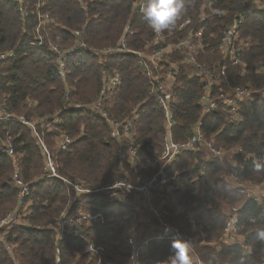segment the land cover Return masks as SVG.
<instances>
[{
	"label": "trees",
	"instance_id": "obj_1",
	"mask_svg": "<svg viewBox=\"0 0 264 264\" xmlns=\"http://www.w3.org/2000/svg\"><path fill=\"white\" fill-rule=\"evenodd\" d=\"M135 3L0 0V55L6 56L0 60V110L32 123L51 150L58 176L71 178L88 191L76 194L61 179L45 178L44 158L33 131L14 121H1L0 149L11 146L14 156L0 153V220L18 208V222L2 229L11 250L0 245V264H56L57 260L59 264H128V237L143 244L137 264H163L174 254L172 240L162 233L157 219L135 214L102 191L117 180L136 185L137 176L140 180L149 177L153 171L133 164L129 151H136L137 162L158 157L165 136L164 112L138 58L105 52L122 39L135 51H144L152 42L154 31L143 15H136ZM254 3L185 0V11L175 26L160 33L162 47L202 31L198 61L217 65L211 68L215 73L209 82L193 77L194 69L180 66L182 53L171 55V60L179 58L175 62L180 70L169 102L172 139L187 141L197 126L204 140L225 152L220 159H206L204 152L179 155L166 169L169 190L154 196L163 222L191 240V264H197V259L202 264L264 263V240L257 236L264 230L263 206L242 195L238 187L245 181L264 183V166L256 167L264 157V97L260 92L264 71L259 70L264 65V14L256 11ZM44 16L49 22L40 26L39 17ZM186 19L190 25L179 30ZM239 19L235 48L240 51L241 66L233 67L217 47L224 30ZM75 30L82 31V37ZM67 52L69 56L64 55ZM114 74L119 82L108 94L104 110L121 123L132 119L134 127L122 140L112 139L108 124L95 114L67 109L70 103L96 101L104 78ZM207 88L212 99L238 88L246 89L249 97L238 105L236 116L221 104L203 116L198 100ZM55 117L60 126L45 129L42 121ZM60 135L73 140L65 152L54 149ZM15 171L30 185L19 207V190L12 183ZM234 207L241 242L227 243L223 210ZM96 213L111 220L104 226L81 221L59 240L61 215L80 220L84 214ZM88 243L105 248L100 260L87 253Z\"/></svg>",
	"mask_w": 264,
	"mask_h": 264
},
{
	"label": "built area",
	"instance_id": "obj_2",
	"mask_svg": "<svg viewBox=\"0 0 264 264\" xmlns=\"http://www.w3.org/2000/svg\"><path fill=\"white\" fill-rule=\"evenodd\" d=\"M38 2H40V0H38ZM142 3L143 0H136L135 5H133L136 15H142L140 10ZM254 5L257 12L264 14V0H255ZM213 14L222 15V12L213 11ZM47 20L48 16H44V19L42 17H39V22H47ZM189 23L190 21L188 19L184 20L180 24L179 30H184L186 26L190 25ZM240 23L241 19L237 20V22L233 26L228 27L224 30L220 43L217 47V50L225 56V59H227L230 65L233 67L241 66V54L240 51L235 48V44L238 43V29ZM37 28V31H39V27ZM81 33L82 31L74 32V34L78 37L82 35ZM201 38L202 31H198L194 34L189 33L188 37L184 40H179L174 43H168L162 47H159L160 44L164 43L163 38L161 34L153 32V40L145 47L144 51H135L128 48L125 39H122L118 46L113 50L109 49L105 51L107 53L114 52L115 54L132 55L138 58L139 65L143 66L142 71L150 78V84L158 100L160 109H162L165 114L166 129L165 136L162 141L161 154L158 157H152L146 159L145 161L137 162L138 157L136 151L133 149H130L129 151V156L133 164L140 167L141 170L153 171L149 177L139 181L136 185H131L126 180L121 179L116 181L114 184L102 189V191L106 192L109 198L115 199L121 205L130 208L131 211L135 214L140 213V215H137L144 218H146V216H152L157 219V221L161 225L160 230L170 240H173V237L176 234H180L181 236L182 234L177 227L163 222L160 214V209L154 203L155 193L162 190L168 191L170 188V182L168 179V175L166 174L167 166H169L179 155L186 152H204L205 154H208L209 158L213 159H220L225 154V152L220 148H215L212 142L204 140L202 135H200L197 127L193 132V135L185 142L177 143L172 139L171 136V128L173 126L171 121H173V117L170 112L169 102L171 101V88L175 83V76L177 75L178 69L175 67L174 62L170 63L168 60H170V57L173 53H182L183 58L181 60V64L183 63L184 66L192 68L194 69V71L195 69L199 70L203 73V77L205 75H208L210 79L206 77L204 78L207 81L211 82V80L214 79V72H211L210 69L209 71H205L201 65L197 64L198 52L199 50H201L202 45ZM40 43L41 42H39V44ZM54 49L58 53H60L57 48L54 47ZM64 55L69 56L70 53L67 52ZM5 58L6 56L0 55V60ZM163 58L167 60V66L159 64V62ZM146 69L149 70V73L146 71ZM163 70H168V72L164 76L153 77L160 74ZM259 70L264 71V65L261 66ZM210 74H212L213 76ZM221 74L223 75L224 71L221 72ZM193 76L195 75L193 74ZM188 77H191V74H189ZM118 82L119 78L117 75H107L104 78L102 88L99 92V97L95 103H92L90 105H82L79 103L69 104L67 109L74 111H80L84 109L85 111H89L95 114L97 118L108 123L109 129L111 130L110 137L112 139L122 140L125 137L127 138L129 136V133H131L134 127L132 119H126L122 123L116 120L111 121L108 117V114H106L104 109L101 108L103 100H106V97L115 89ZM248 97L249 93L246 89L238 88L227 94H220L217 98L212 99L211 91L209 88H207L205 93L201 96L200 101L201 103L204 102V104L206 105V107L204 108L205 115H207L210 110L215 109L218 104H221L226 107H230L231 112L234 116H236L238 105L246 101ZM65 100L66 102H68L69 98L66 97ZM1 121H14L19 125L30 128L33 131L35 137L38 140L36 141L40 142L43 154L47 158L43 169L45 178H59L66 185L73 188L76 193L78 191V194L88 192L86 190H83L78 185L73 186L70 180L58 176L56 167L51 161L49 151L46 149L43 142L38 137L35 126L32 123L28 122L25 117L14 116L2 109L0 110V122ZM42 125L45 129L49 130L54 126H60V121L56 117L52 119L48 118L42 121ZM56 142L58 145V152H65L73 143V140L68 135H60L56 139ZM122 146L124 147V145ZM0 153L10 158H13L14 156V151L11 146L1 148ZM259 164L264 166V157L260 159ZM201 169L202 167H200V170ZM12 183L19 190V207L22 204L23 198L25 197V195H27L30 185L20 179L19 173L17 171H15L14 175L12 176ZM238 187L242 195H244L248 199H251L257 204L262 205L264 209V183L256 185L250 182H243L239 184ZM236 215V209L229 210L228 213H226V221L223 227V240L227 243H233L240 233V227L237 224ZM17 216L18 208L6 214L0 220V245H2L7 251L11 250V247L5 242L6 238L2 233V229L18 222ZM81 221L93 223L98 226H104L105 224L109 223L108 220L97 213L82 215L80 217V220L66 219L64 215H61L58 219L59 240L65 237V235L70 234L76 227V225ZM191 224L192 227L195 228V224L193 221L191 222ZM166 227L171 229V231H169L167 234L164 231ZM126 242L130 250L128 264H137L136 259L138 250L143 246V244L136 243L132 237H128ZM86 251L91 257L101 259L105 253V248L103 246H95L91 243H88L86 246ZM196 263L202 264L198 259L196 260ZM56 264H59V260L56 261Z\"/></svg>",
	"mask_w": 264,
	"mask_h": 264
},
{
	"label": "clouds",
	"instance_id": "obj_3",
	"mask_svg": "<svg viewBox=\"0 0 264 264\" xmlns=\"http://www.w3.org/2000/svg\"><path fill=\"white\" fill-rule=\"evenodd\" d=\"M185 0H143L141 13L148 23V26L157 34L173 28L178 19L185 11ZM257 168L261 165L257 164ZM167 234L171 229L165 228ZM259 239L264 240V230L257 233ZM174 254L163 264H191L190 249L192 242L176 234L172 240Z\"/></svg>",
	"mask_w": 264,
	"mask_h": 264
},
{
	"label": "rangeland",
	"instance_id": "obj_4",
	"mask_svg": "<svg viewBox=\"0 0 264 264\" xmlns=\"http://www.w3.org/2000/svg\"><path fill=\"white\" fill-rule=\"evenodd\" d=\"M48 20H49V17H48ZM49 22V21H48ZM48 22H45V21H42V22H40L41 23V25L40 26H42V25H44L45 23H48ZM40 26H39V28H40ZM39 32V31H38ZM75 32H80V31H78V30H75ZM82 37V36H81ZM118 46V45H117ZM116 46V47H117ZM107 50H109V49H107ZM106 51V50H105ZM179 59V58H178ZM177 58H173L172 60H171V57H170V60H168L170 63L171 62H174L175 63V67L178 69L179 67H178V64H176V60H178ZM167 60L166 59H162L160 62H159V64L160 65H163V63L164 62H166ZM197 64H199V65H201L202 67H203V69L205 70V71H209V69L211 70V68L212 69H214L217 65H215V63L214 64H211V63H201L200 61H198V56H197ZM165 66V65H164ZM180 66H184V64L182 63V64H180ZM183 69V68H182ZM146 71L149 73V70H147L146 69ZM168 72V70H163V71H161V73L160 74H158V75H155V76H153V77H157V76H164L166 73ZM211 72H214L215 73V70L214 71H211ZM180 73V70H178V72H177V74H179ZM210 75H212V74H210ZM178 76V75H177ZM213 76V75H212ZM193 77H195V78H197V79H200V78H203V73L202 72H200L199 70H196L195 69V76H193ZM204 77H206V78H208V79H210V77L208 76V75H205ZM205 79V78H204ZM206 80V79H205ZM207 81V80H206ZM205 92V91H204ZM260 92L262 93V96L264 97V89H262V90H260ZM204 93H202V95H203ZM202 95H200V97H199V100H198V105L201 107V110H202V115L203 116H205V114H204V108L206 107V105L204 104V102L203 103H201V101H200V98H201V96ZM98 97H99V95H98ZM98 99V98H97ZM106 99H107V97H106ZM105 100V99H104ZM103 100V102H102V109H105V106H106V104H105V101ZM97 101V100H96ZM96 101H93L92 103H95ZM68 103H70V99H69V102ZM92 103H90V104H92ZM70 104H74V103H70ZM76 104V103H75ZM90 104H87V105H90ZM105 111V110H104ZM171 112V111H170ZM106 114H108L107 112H106ZM171 114H173L172 112H171ZM109 115V114H108ZM173 116V115H172ZM109 117V116H108ZM164 118H165V114H164ZM109 119L112 121V120H114L113 118H111V117H109ZM166 119V118H165ZM106 123V125L108 124L107 122H105ZM171 123H172V125H174L173 124V122L171 121ZM107 126H109V125H107ZM165 126H166V123H165ZM197 127V126H196ZM196 127H195V129H196ZM195 129L193 130V131H195ZM38 143V145H39V147H40V149H41V145H40V142H37ZM44 144V146L46 147V149L49 151V153H50V158H51V161L54 163V160H53V158H52V153H51V150L49 149V147L45 144V143H43ZM57 147H58V145H57V142L55 141L54 142V149H56V151H58L57 150ZM41 151H42V149H41ZM42 155H43V158H44V161H43V167H42V171H43V169H44V166H45V163H46V160H47V158H46V156H44V154H43V151H42ZM205 158L206 159H208L209 158V156H208V154H206L205 155ZM205 158H204V160L203 161H205ZM236 162V161H235ZM234 163V162H233ZM55 165V164H54ZM236 166H241L240 165V163H237L236 162V164H235ZM254 178L256 177V175H252ZM140 175L139 176H137V181H141L140 180ZM144 178V177H143ZM142 178V179H143ZM66 179H68V180H70L71 181V184L73 185V186H75L76 184H75V182L73 181V179H71V178H66ZM118 181V180H117ZM116 182V181H115ZM114 182V183H115ZM228 182H231L232 184H234V182H233V179H231V180H229V178H228ZM245 182H250V181H245ZM113 183V184H114ZM250 183H253V182H250ZM130 184V183H129ZM255 184V183H254ZM260 183H256V185H259ZM112 185V184H111ZM132 185V184H131ZM235 185V184H234ZM233 186V185H232ZM73 189V188H72ZM74 190V189H73ZM76 194H78V191H77V193ZM233 209H236V207H234V208H226V209H224L223 211H225L226 213H228V211L229 210H233ZM137 214H139L140 215V213H137ZM84 215H86V214H84ZM141 215H144V214H141ZM102 216V215H101ZM103 217V216H102ZM104 218V217H103ZM106 220H108V221H110L111 219L109 218V219H106ZM106 225V224H105ZM237 242H239L240 240H241V237H237ZM236 242V243H237ZM241 242V241H240ZM92 244V243H91ZM94 245V244H93ZM87 246V245H86ZM95 246H100V245H95ZM248 250V247H246V251ZM105 254V253H104ZM103 257V256H102ZM100 260V259H99Z\"/></svg>",
	"mask_w": 264,
	"mask_h": 264
}]
</instances>
